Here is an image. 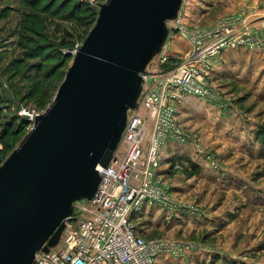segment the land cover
<instances>
[{
	"label": "rangeland",
	"instance_id": "rangeland-1",
	"mask_svg": "<svg viewBox=\"0 0 264 264\" xmlns=\"http://www.w3.org/2000/svg\"><path fill=\"white\" fill-rule=\"evenodd\" d=\"M28 1L0 0V166L32 128L19 113L25 109L42 114L50 106L71 64L65 52L82 45L97 18L98 4L106 0L72 1L78 2L79 21L37 13L45 28L29 19L32 30L26 32L25 16L38 11H30ZM38 1L41 8L45 3ZM237 13L244 17L241 26L264 34V0H183L180 20L168 23L162 49L169 63H182L190 51L180 26L208 27ZM38 32L46 38H38ZM228 51L245 60L225 65L220 55L209 75L218 99L186 98L177 120L188 142L162 149L158 177L181 206L170 216L178 214L180 219L170 220L161 234L149 237L197 247L183 257L162 256L160 264H264V143L256 138L264 124V49ZM157 60L147 69L162 68ZM51 66L56 69L49 70L50 78L38 79Z\"/></svg>",
	"mask_w": 264,
	"mask_h": 264
},
{
	"label": "water",
	"instance_id": "water-1",
	"mask_svg": "<svg viewBox=\"0 0 264 264\" xmlns=\"http://www.w3.org/2000/svg\"><path fill=\"white\" fill-rule=\"evenodd\" d=\"M183 0H106L52 103L0 166V264H36L89 200Z\"/></svg>",
	"mask_w": 264,
	"mask_h": 264
},
{
	"label": "built area",
	"instance_id": "built-area-1",
	"mask_svg": "<svg viewBox=\"0 0 264 264\" xmlns=\"http://www.w3.org/2000/svg\"><path fill=\"white\" fill-rule=\"evenodd\" d=\"M180 12L174 22H179ZM243 18L237 13L208 27L180 26L190 45L188 56L172 66L161 51L156 57L162 68L141 74V95L127 113L118 145L123 151L117 147L108 166L97 167L100 182L95 194L74 204L57 245L37 252L36 264H159L161 256L183 257L196 249L193 243L146 238L136 219L152 208L169 216L181 208L158 177L161 151L169 143L188 142L177 120L186 98L218 99L209 75L223 52L264 49V34L241 26ZM79 48L76 45L65 54L73 58ZM19 114L32 123L39 115L25 109Z\"/></svg>",
	"mask_w": 264,
	"mask_h": 264
},
{
	"label": "trees",
	"instance_id": "trees-1",
	"mask_svg": "<svg viewBox=\"0 0 264 264\" xmlns=\"http://www.w3.org/2000/svg\"><path fill=\"white\" fill-rule=\"evenodd\" d=\"M43 2L42 3H45L41 8H39V1L38 0H29L27 3H26V7L32 11L33 9H37L38 11L36 12V14L34 16H32L31 14H27L24 18V27L23 30H25L26 32H29L32 30L31 26L27 23V20H32L33 23L35 24V26H39L41 27L42 25V28H45V25L44 23H42L41 19L39 16H37V13L38 14H48L50 15V17H53V18H56L58 20H62V21H69V22H72V21H79L78 18H76L75 16V12L77 11L78 9V5L77 3L73 4L72 1L74 0H42ZM88 4V3H87ZM90 5V4H88ZM87 5V6H88ZM91 6V5H90ZM52 10L51 12H48V10ZM66 9V12L64 14H62V12ZM94 14H96V11H94ZM36 33V32H35ZM41 34L43 35L44 33L43 32H38L37 35H38V38H41ZM44 37L46 38L45 34H44ZM43 41V40H42ZM39 45V44H38ZM40 47V46H38ZM63 58H65L66 56H61ZM65 61V60H64ZM64 61H61L59 65H62V63H64ZM47 70H44V76H39L38 79L42 78L44 79L45 81H47L49 78H50V71L56 69V66H51L50 68H45ZM50 70V71H49ZM11 131V130H10ZM13 132H11V136H16L18 135V133L16 134H13ZM8 131L5 133V136L2 137L3 140L5 139V137L8 135ZM256 138L261 141L262 143H264V124L261 125L260 127L257 128V131H256ZM144 235V234H143ZM146 238H152V237H149V236H146L144 235ZM230 264H237L235 262L233 263H230Z\"/></svg>",
	"mask_w": 264,
	"mask_h": 264
},
{
	"label": "crops",
	"instance_id": "crops-1",
	"mask_svg": "<svg viewBox=\"0 0 264 264\" xmlns=\"http://www.w3.org/2000/svg\"><path fill=\"white\" fill-rule=\"evenodd\" d=\"M235 56V57H234ZM249 59V55H246ZM222 59L224 60V64L226 65L227 63H230L232 61H242L244 58L242 56H239L240 58H236L237 55L235 52H223L222 53ZM247 59V60H248ZM245 60V59H244ZM233 63V62H232ZM185 108V107H184ZM174 143H169L167 144L164 148V150H169L171 149L174 145ZM177 144V143H176ZM162 154V151H161ZM141 217H144L141 221V223H138V219H141ZM177 217L178 214H175L173 216H169L166 213H164L161 209L157 208H152L150 210L145 211L143 214H141L137 219H136V224L139 227V230L142 234L146 236H150V234H161L165 230V226L169 224V221L175 222V219H178ZM180 219V217H179ZM165 221H167L165 223ZM155 238V237H152ZM162 257V256H161ZM159 264H160V258H159Z\"/></svg>",
	"mask_w": 264,
	"mask_h": 264
}]
</instances>
